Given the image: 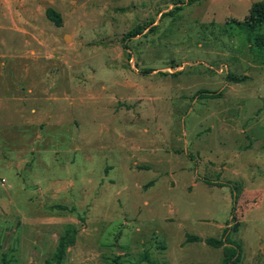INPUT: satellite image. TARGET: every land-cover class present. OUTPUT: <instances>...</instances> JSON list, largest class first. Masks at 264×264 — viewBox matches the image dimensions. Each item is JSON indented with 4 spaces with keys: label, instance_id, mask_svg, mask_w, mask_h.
<instances>
[{
    "label": "rangeland",
    "instance_id": "obj_1",
    "mask_svg": "<svg viewBox=\"0 0 264 264\" xmlns=\"http://www.w3.org/2000/svg\"><path fill=\"white\" fill-rule=\"evenodd\" d=\"M253 1L0 0V264H264Z\"/></svg>",
    "mask_w": 264,
    "mask_h": 264
},
{
    "label": "trees",
    "instance_id": "obj_2",
    "mask_svg": "<svg viewBox=\"0 0 264 264\" xmlns=\"http://www.w3.org/2000/svg\"><path fill=\"white\" fill-rule=\"evenodd\" d=\"M193 0H188L192 2ZM46 18L52 21L55 25H60V15L51 7H47L44 11ZM237 26L244 28L246 32V38L251 40L252 43L258 48H264V34L255 32V29L258 28L264 22V0L253 1L249 5L247 15L241 21H233ZM137 31L128 33L127 36H132L136 34ZM236 80V79H234ZM205 182L209 183L207 179H204ZM218 186L224 185L223 183H212ZM230 196L232 202H234V191L233 188H230ZM232 208V206H231ZM236 230V226H227L223 227L219 237H205L201 239L197 235L186 233L184 236V241L194 242V241H203L206 245L214 248H220L221 250V260L220 264H238L240 259V246L238 243L229 238V234ZM74 229L66 227L63 233H61L57 238V243L54 252V264H59L66 247L71 245L74 241ZM119 257V255L117 256ZM157 264V262H152ZM114 264H121L120 262H115Z\"/></svg>",
    "mask_w": 264,
    "mask_h": 264
},
{
    "label": "bare ground",
    "instance_id": "obj_3",
    "mask_svg": "<svg viewBox=\"0 0 264 264\" xmlns=\"http://www.w3.org/2000/svg\"><path fill=\"white\" fill-rule=\"evenodd\" d=\"M67 38V36H65V39Z\"/></svg>",
    "mask_w": 264,
    "mask_h": 264
},
{
    "label": "water",
    "instance_id": "obj_4",
    "mask_svg": "<svg viewBox=\"0 0 264 264\" xmlns=\"http://www.w3.org/2000/svg\"><path fill=\"white\" fill-rule=\"evenodd\" d=\"M64 40H65V37H64Z\"/></svg>",
    "mask_w": 264,
    "mask_h": 264
},
{
    "label": "crops",
    "instance_id": "obj_5",
    "mask_svg": "<svg viewBox=\"0 0 264 264\" xmlns=\"http://www.w3.org/2000/svg\"><path fill=\"white\" fill-rule=\"evenodd\" d=\"M185 236V235H184Z\"/></svg>",
    "mask_w": 264,
    "mask_h": 264
}]
</instances>
